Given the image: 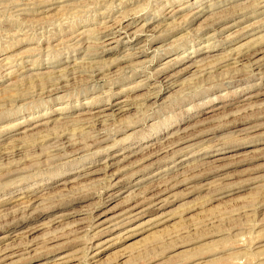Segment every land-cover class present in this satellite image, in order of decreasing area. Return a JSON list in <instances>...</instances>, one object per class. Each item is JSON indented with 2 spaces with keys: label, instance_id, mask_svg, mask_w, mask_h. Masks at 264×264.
<instances>
[{
  "label": "rangeland",
  "instance_id": "rangeland-1",
  "mask_svg": "<svg viewBox=\"0 0 264 264\" xmlns=\"http://www.w3.org/2000/svg\"><path fill=\"white\" fill-rule=\"evenodd\" d=\"M0 264H264V0H0Z\"/></svg>",
  "mask_w": 264,
  "mask_h": 264
},
{
  "label": "bare ground",
  "instance_id": "bare-ground-1",
  "mask_svg": "<svg viewBox=\"0 0 264 264\" xmlns=\"http://www.w3.org/2000/svg\"><path fill=\"white\" fill-rule=\"evenodd\" d=\"M121 30V29H120ZM123 108V107H122ZM121 109V108H120ZM191 146V145H190ZM169 147V146H168ZM187 148V147H186ZM134 198V197H133ZM142 200V199H141ZM146 202H150V204H152V206L154 207V206H160V204H163V202H164V200H163V202L160 200V193H158V194H155V195H151L150 197H147V198H144L143 199V203H146ZM133 204H135V203H133ZM142 203H140L139 205L136 203L134 206H132V207H130L128 210H125L124 212H125V214H123V215H125V220L126 221H124V225L126 224V223H128L129 221L131 222V220H133L134 218H135V216H138V214H140V213H142V211L140 210V211H137L136 210V208H138L140 205H141ZM144 206H145V204H144ZM144 208V207H143ZM124 217V216H123ZM122 218V217H121ZM120 218V219H121ZM104 220V219H103ZM102 220V221H103ZM117 220V219H116ZM115 222V221H114ZM129 222V223H130ZM116 223V222H115ZM105 228H106V226H105ZM105 228H104V223L103 222H96L95 223V226L93 227V230H96V233H101V232H103L104 230H105ZM95 236V235H94ZM98 247V243H97V245H95V248H97ZM29 250V249H28ZM100 254V251L99 252H95L94 253V255H93V257H96V256H98ZM94 259V258H93Z\"/></svg>",
  "mask_w": 264,
  "mask_h": 264
}]
</instances>
